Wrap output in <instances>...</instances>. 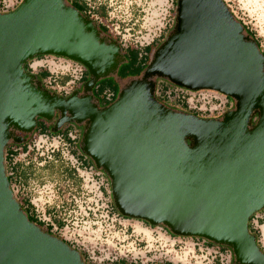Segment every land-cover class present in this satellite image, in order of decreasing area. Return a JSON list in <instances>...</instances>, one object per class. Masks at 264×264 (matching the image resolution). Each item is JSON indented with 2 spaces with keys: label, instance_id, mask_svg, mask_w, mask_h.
<instances>
[{
  "label": "water",
  "instance_id": "water-1",
  "mask_svg": "<svg viewBox=\"0 0 264 264\" xmlns=\"http://www.w3.org/2000/svg\"><path fill=\"white\" fill-rule=\"evenodd\" d=\"M39 55L82 64L85 94L40 86L25 67ZM125 60L120 44L67 0H22L0 13V264H86L28 219L5 171V147L56 115L52 132L85 123L80 150L108 176L121 215L226 245L234 264H264L248 229L264 209V54L256 40L224 0H177L174 29L147 66L98 106L96 83ZM157 77L216 90L234 107L218 118L172 108L155 96Z\"/></svg>",
  "mask_w": 264,
  "mask_h": 264
},
{
  "label": "built area",
  "instance_id": "built-area-1",
  "mask_svg": "<svg viewBox=\"0 0 264 264\" xmlns=\"http://www.w3.org/2000/svg\"><path fill=\"white\" fill-rule=\"evenodd\" d=\"M21 2L22 0H0V13L14 10ZM224 2L229 8L228 3L225 0ZM230 10L234 14L233 10ZM96 14L99 15V13ZM92 16L90 14V18ZM234 16L236 17L235 14ZM99 17L101 18V16ZM99 17L94 14V19H92L97 24H100L97 21ZM240 22L245 25L244 22ZM124 41L130 43V45H125V47H143L138 46L140 40L131 42L129 39H125ZM154 41L155 39L152 37L147 44ZM132 43L134 44L132 45ZM122 45L123 43L120 41V46L123 47ZM41 56H52L70 62L66 71L72 70L73 74L70 77L66 71L53 72L45 67V64L33 66L32 62L42 60ZM41 56L34 57L27 62V70L36 75L40 86L65 96L71 93L74 88L82 85L83 81L81 78L86 70L82 64L55 55ZM41 69L49 71V75L44 78L40 77L38 73ZM63 77H67V80L62 83L61 79ZM207 91L215 92L222 98L214 97L215 99L213 100V96L206 94ZM114 95L115 93L112 90L106 89L102 97L106 101H110ZM155 96L159 101H163L164 104L172 108L185 110L201 117L220 116L234 104L232 100L228 101L227 95L216 90L188 89L172 83L169 84L165 80L156 83ZM211 101L217 105L209 109L207 105ZM65 126L68 127L65 133L56 134L36 130L28 135L27 139L22 143L10 142L8 144L7 152H5L7 158L5 159L4 157V163L7 167L6 175L10 179L9 184L14 197L21 207L28 200L32 205L33 213L39 220L44 222L43 227L45 229L49 227L50 233L53 230H64L66 234L70 232L67 222L72 218L77 219V221H86L94 218V215H97V212L100 211L99 202L103 203L104 201V206H102L104 213L101 216L106 220H110L112 226L121 225L120 228L122 227L124 234H126L128 227L123 228L121 219L128 217L121 215L114 209L112 196H110L111 189L108 176L103 170L96 168L93 162L80 150L79 140L82 128L77 123H67ZM79 155L82 157L80 158ZM58 159L64 161L66 163L65 167L71 171V175L64 174L61 182L58 181L47 187L43 182L38 184L37 180L29 176L32 166L43 167L51 161H58ZM24 170L26 171V178L22 175ZM44 186H46V189L41 190L40 188ZM47 193L49 194L46 198ZM263 210L254 213L250 217L248 224L251 234L256 238L258 247L264 252V216L260 214ZM58 221H61L62 225H59ZM149 227L155 231L157 237L154 243H159L161 249L165 247V251H161L160 254L146 253L145 260L142 263L138 260V256L129 258L127 252L119 257L113 256V258L107 257L99 260L94 256V264H115L120 259H124L131 264H234L233 252L226 245L213 243L201 237L172 235L164 225H149ZM71 234L73 233L71 232ZM61 239L76 249L71 244L72 242L64 237ZM133 245L134 250L141 246V241L137 236L133 240ZM76 250L79 253L86 254L80 248ZM156 250L159 252V248ZM86 255L85 261L86 258L90 257ZM181 257H184V259H180ZM89 262H92V260H89Z\"/></svg>",
  "mask_w": 264,
  "mask_h": 264
},
{
  "label": "rangeland",
  "instance_id": "rangeland-1",
  "mask_svg": "<svg viewBox=\"0 0 264 264\" xmlns=\"http://www.w3.org/2000/svg\"><path fill=\"white\" fill-rule=\"evenodd\" d=\"M84 1L88 3L91 10V15H93V19L94 14L98 17L101 16V18L99 17L97 21L100 24L106 26L108 30V34L106 35H109L119 44L120 41H122L123 47H125V45H130L129 42L124 41L125 39H129L131 42L133 40H140L138 46H144L153 37L155 39V46L157 48L163 42L162 38L165 39V37L168 36L171 31H173L176 23L177 0ZM225 1L228 3L229 8L233 10L237 19L244 22V24L254 32L255 37L259 40L260 49L264 53V0ZM98 7L102 8V15L100 13L99 15L96 14L100 11V8L98 9ZM133 44L134 43H132V45ZM154 50L152 51V55ZM40 58H42V60H35L32 62V65L38 66V64H45V67L53 72L66 71L70 64L68 61L54 58L52 56H41ZM66 72L70 77L71 74H73L72 70ZM124 75L131 76L129 73L120 70L115 74L100 78L97 83L99 84L101 82H109L110 84L115 85L118 95L120 86L129 79H123L126 77ZM64 78L65 77H63L61 81H63ZM119 79H121V81H119ZM161 80L166 79L157 77L156 83H159ZM206 94L213 96V100L215 99L214 97L222 98V96L217 95L215 92L207 91ZM231 100L234 102L232 98ZM216 105L217 104L211 101L207 107L212 109ZM231 107L233 108L234 104ZM222 115L217 117L213 116L212 118H218ZM48 123L50 124V122ZM77 125L82 128L83 134L85 123ZM46 127L48 130H51L50 126ZM36 130L37 127L34 131ZM82 134L80 136L79 143L81 141ZM65 164L66 163L64 161L58 159V161H51L43 167L32 166L29 176L37 180L38 184L43 182L45 185H47V187H50L51 184L58 181L61 182L63 180L65 174ZM40 189L44 190L46 189V186ZM48 194L49 193L46 194V198ZM103 203H101V201L99 202L100 211L97 212V215H94V218L88 219L86 221H77V219L72 218L69 222H67L68 228L70 230V232L67 234L64 230H53L51 233L59 238L64 237L65 239L69 240L76 249L80 248V250H84L87 254L86 256H90L89 258H86V262L88 264H94V256L97 258V260H99L103 258L106 259L107 257L113 258V256L119 257L126 252L129 258L138 256V260H140V263H142V261L145 260L146 253L160 254L161 251H165V247L161 249L159 243H154V240L157 238L155 231L149 227V223L143 220L129 217L122 218L121 223L123 224V228L126 226L128 227L126 234H124L122 227L120 228L121 225L119 226L118 224L112 226V222L110 220H106L103 216H101V214L104 213L102 211V206H104ZM260 214L264 216V210L261 211ZM167 230L170 234H172L169 229ZM71 232L73 234H71ZM136 236L140 239L141 246H138L134 250L133 240ZM157 248H159V252H157ZM89 260H92L93 263L89 262Z\"/></svg>",
  "mask_w": 264,
  "mask_h": 264
},
{
  "label": "trees",
  "instance_id": "trees-1",
  "mask_svg": "<svg viewBox=\"0 0 264 264\" xmlns=\"http://www.w3.org/2000/svg\"><path fill=\"white\" fill-rule=\"evenodd\" d=\"M69 3H71L73 6H75L79 11H81L83 14L87 15L88 17H90V14H91V10H90V7L88 6L87 2L84 1V0H67ZM100 7H98L99 9ZM97 9V10H98ZM100 13L101 15L103 14V11H102V8H100V11L98 12ZM100 30L104 33V34H108V30L106 28V26L102 25V24H98ZM246 32L248 34H250L257 42L259 48H260V45H259V40L258 38L255 37V34L254 32L246 25H243ZM164 40V38H162ZM155 42H151L150 44H147L143 47H133V46H127V47H121V51L122 53L125 55L126 57V60L124 63H122L120 66H119V69H118V72L120 70H123V72H127L129 73L131 76H128V75H124L126 76L125 78L123 79H126V78H130L132 76H138L142 71L143 69L147 66V64L149 63V61L151 60L152 58V51L155 49ZM41 56V55H39ZM26 69H27V63L25 65ZM40 77L44 78V77H47L49 75V71L45 70V69H41L40 72L38 73ZM88 78V71L85 70V73L84 75L82 76V81L86 80ZM122 79V80H123ZM67 80V77L64 78L63 81H61L62 83ZM167 81V80H165ZM169 82V81H167ZM169 84H171L169 82ZM106 89H109V90H112L115 95L114 97L112 98V100L110 101H106L103 97H102V94L103 92L106 90ZM93 94L99 98V100L102 101L103 105H107L109 104L110 102H112L116 95H117V90H116V86L115 85H112L110 84L109 82H101V83H96L95 87H94V91H93ZM163 102V101H162ZM164 103V102H163ZM38 120L41 121V124H39L37 126V130H43V131H48L49 133H56V134H59V133H65L67 131V128L65 125L62 126L57 132H52L51 130H48L46 125H45V121L44 119H40L38 118ZM35 132V131H34ZM188 142L189 143H192V138H188ZM7 147L8 145L5 147V152H7ZM76 152V151H75ZM77 153V152H76ZM79 157L81 158L82 156L79 155ZM7 158V155H5V159ZM5 170L7 172V167L5 165ZM64 171H65V174L66 175H71V171L68 170L66 167L64 168ZM22 175L26 178L27 175H26V171H22ZM9 179V177H8ZM10 181V179H9ZM22 208L23 210L25 211V213L27 214V217L28 219L35 223L36 225H38L40 228H42L44 231L49 232V227L48 228H44L43 225H44V222L39 220L36 215L33 213L32 211V205L29 203L28 200H26V203L22 204ZM114 209L117 211L116 207L114 206ZM59 225H62V222L61 221H58L57 222ZM248 229H249V232L251 233V230H250V227H249V224H248ZM51 234V233H50ZM81 254V257L82 259L84 260V262L86 264H88L86 261H85V253H80ZM115 264H131L129 262H127L126 260L124 259H120L118 261H116ZM166 264H171V263H166Z\"/></svg>",
  "mask_w": 264,
  "mask_h": 264
},
{
  "label": "flooded vegetation",
  "instance_id": "flooded-vegetation-1",
  "mask_svg": "<svg viewBox=\"0 0 264 264\" xmlns=\"http://www.w3.org/2000/svg\"><path fill=\"white\" fill-rule=\"evenodd\" d=\"M87 79H88V78H87ZM87 79H86V80H87ZM86 80H84V81L82 82V85H81V86H78V87L74 88V89L71 91V93H69L68 95H65V96H63V97H69V96H71L72 94H74L75 92H77V94H78L79 96H83V95L85 94V92L83 91V83H84ZM227 99H228V101L231 100V98H230L229 96L227 97ZM97 105H98V106H101V107L104 106L103 103H102L100 100H98ZM231 108H232V107H231ZM227 109H230V107L227 108ZM182 111H185V110H182ZM186 112H188V111H186ZM56 118H57V115H56L55 119L52 120V121H46V120H44V121H45V125H46V126H50V127L52 128V126H53L54 123H55ZM204 118H206V117H204ZM48 122H50V124H49ZM40 123H41V121L38 120V121H37V125H39ZM51 128H50V129H51ZM27 136H28V135H24L25 139H27Z\"/></svg>",
  "mask_w": 264,
  "mask_h": 264
},
{
  "label": "crops",
  "instance_id": "crops-1",
  "mask_svg": "<svg viewBox=\"0 0 264 264\" xmlns=\"http://www.w3.org/2000/svg\"><path fill=\"white\" fill-rule=\"evenodd\" d=\"M156 47V46H155ZM119 81H121V79H119ZM93 91H94V89H93ZM101 101V100H100ZM102 102V101H101Z\"/></svg>",
  "mask_w": 264,
  "mask_h": 264
},
{
  "label": "bare ground",
  "instance_id": "bare-ground-1",
  "mask_svg": "<svg viewBox=\"0 0 264 264\" xmlns=\"http://www.w3.org/2000/svg\"><path fill=\"white\" fill-rule=\"evenodd\" d=\"M180 259H184V257H181Z\"/></svg>",
  "mask_w": 264,
  "mask_h": 264
}]
</instances>
